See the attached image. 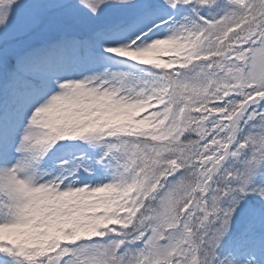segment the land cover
Returning <instances> with one entry per match:
<instances>
[{"label": "snow or ice", "instance_id": "obj_1", "mask_svg": "<svg viewBox=\"0 0 264 264\" xmlns=\"http://www.w3.org/2000/svg\"><path fill=\"white\" fill-rule=\"evenodd\" d=\"M0 264H264V0H0Z\"/></svg>", "mask_w": 264, "mask_h": 264}]
</instances>
